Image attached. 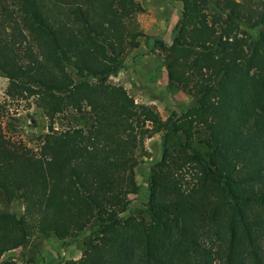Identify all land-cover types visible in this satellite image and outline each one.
<instances>
[{
	"label": "trees",
	"instance_id": "obj_1",
	"mask_svg": "<svg viewBox=\"0 0 264 264\" xmlns=\"http://www.w3.org/2000/svg\"><path fill=\"white\" fill-rule=\"evenodd\" d=\"M177 1L165 41L133 22L138 0H0L4 93L47 119L29 146L3 131L0 101V195L22 203L0 210V264L73 227L82 253L57 264H264V0ZM141 39L168 91L191 97L165 117L108 80ZM69 110L86 126L56 127ZM155 132L145 208L132 213Z\"/></svg>",
	"mask_w": 264,
	"mask_h": 264
},
{
	"label": "rangeland",
	"instance_id": "obj_2",
	"mask_svg": "<svg viewBox=\"0 0 264 264\" xmlns=\"http://www.w3.org/2000/svg\"><path fill=\"white\" fill-rule=\"evenodd\" d=\"M171 1L175 2L177 6L180 4L177 0ZM138 20L139 15L136 13L133 22L140 28ZM153 52L155 53V51ZM124 62L125 56L122 61V66ZM133 72L135 73V71ZM134 73H131L132 81L130 80V76L123 70L110 74L108 80L117 84L131 82L132 85L134 84V78L138 77ZM131 85L127 91L134 99L137 98V102L139 103L153 106L162 117L167 116L172 110H177V106L179 105L184 106L191 103L190 95L181 89L174 88L169 94L157 96L154 93H141L138 87L135 88ZM6 86L7 79L0 75V101L4 104L6 111V114L1 118L3 131L11 139L24 142L32 147H37L40 142V136L47 129L45 115L41 108L34 104L32 98L10 100L4 93ZM165 90L168 91L167 86L166 89L164 87ZM89 118L90 116L87 112L76 113L69 110L58 115L55 118L54 125L56 127H62L66 124L86 126ZM160 135V132H155L144 141L149 156L145 157L136 168L138 191L131 199L129 211L132 213L142 212L145 208L150 166L160 154ZM169 140L173 141L174 137L170 136ZM0 210L19 213L22 211V203L20 199L7 200L1 196ZM85 234L86 231H77L73 227V234L65 239L33 237L29 246L12 249L6 256L14 258L18 264H57L61 259L77 258L81 255L83 250L82 239Z\"/></svg>",
	"mask_w": 264,
	"mask_h": 264
},
{
	"label": "crops",
	"instance_id": "obj_3",
	"mask_svg": "<svg viewBox=\"0 0 264 264\" xmlns=\"http://www.w3.org/2000/svg\"><path fill=\"white\" fill-rule=\"evenodd\" d=\"M143 10L137 12L139 15L140 29L149 35H159L165 41L172 36V28L180 14L179 7L171 0H138ZM150 42L145 44L141 39L139 45L130 49L125 54V62L119 70L125 71L131 80V73L138 77L131 82H121L129 90L130 85L139 88L141 93H154V95L169 94L166 89L167 76L164 66L158 63V57L150 50ZM118 71V72H119ZM138 78V79H137ZM132 81V80H131ZM137 101V98L135 99ZM61 253V252H60Z\"/></svg>",
	"mask_w": 264,
	"mask_h": 264
}]
</instances>
